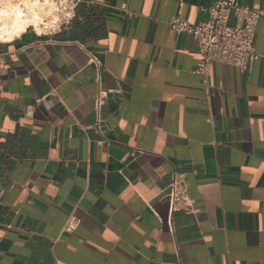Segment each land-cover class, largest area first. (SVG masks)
I'll return each instance as SVG.
<instances>
[{"label": "crops", "instance_id": "1", "mask_svg": "<svg viewBox=\"0 0 264 264\" xmlns=\"http://www.w3.org/2000/svg\"><path fill=\"white\" fill-rule=\"evenodd\" d=\"M212 2L83 0L56 36L0 41V264H264V18L250 69L204 83L168 23ZM175 172L193 214L170 213Z\"/></svg>", "mask_w": 264, "mask_h": 264}, {"label": "built area", "instance_id": "2", "mask_svg": "<svg viewBox=\"0 0 264 264\" xmlns=\"http://www.w3.org/2000/svg\"><path fill=\"white\" fill-rule=\"evenodd\" d=\"M82 1L29 0L36 6L30 10L23 9L22 20H33L36 17L39 20L36 23L27 24L25 32L31 31L40 37H53L70 29L77 18V8ZM13 2L18 3L19 0H13ZM204 12L208 15L207 19L197 25H191L178 17L171 19L168 23L173 33L187 34L195 40L201 60L194 72L204 76V83H207L209 67L212 63L248 71L251 65L261 57L257 52L255 38L258 24L264 18V10L250 9L235 0H213ZM14 19L15 17L0 15V27L6 26ZM91 61L98 64L93 57ZM107 97L108 92L101 88L95 101L98 120L94 126H102L101 112ZM165 198L171 215L176 212L194 213V201L190 196L188 179L184 173L173 174ZM80 224L81 220L71 215L65 224L64 231L71 232ZM170 228L173 229L171 223Z\"/></svg>", "mask_w": 264, "mask_h": 264}, {"label": "clouds", "instance_id": "3", "mask_svg": "<svg viewBox=\"0 0 264 264\" xmlns=\"http://www.w3.org/2000/svg\"><path fill=\"white\" fill-rule=\"evenodd\" d=\"M35 6L36 5L30 3L29 0H19L18 3H14L13 0H0V15H3L4 17H15L16 21V23L11 25V30H9L7 27L3 29V32L6 33V36H0V41H10L18 33L25 30L24 25L36 23L39 20L38 17L34 18L33 20H23V24H21L22 17L24 16L23 9L30 10ZM54 22L55 21H53V23Z\"/></svg>", "mask_w": 264, "mask_h": 264}, {"label": "bare ground", "instance_id": "4", "mask_svg": "<svg viewBox=\"0 0 264 264\" xmlns=\"http://www.w3.org/2000/svg\"><path fill=\"white\" fill-rule=\"evenodd\" d=\"M13 23H16V21H15V19L14 20H11L6 26H4V27H0V36H6V33L5 32H3V29L5 28V27H7L9 30H11V25L13 24ZM21 24H23V20H21ZM26 28H27V24L26 25H24V29L26 30ZM25 30H23V31H21L20 33H18L15 37H13L10 41H14L15 39H17V38H19L20 36H22V34L25 32ZM10 41H7V40H5V41H2V42H10Z\"/></svg>", "mask_w": 264, "mask_h": 264}]
</instances>
